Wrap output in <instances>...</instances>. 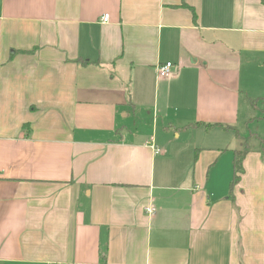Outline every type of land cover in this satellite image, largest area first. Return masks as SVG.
Returning a JSON list of instances; mask_svg holds the SVG:
<instances>
[{
	"label": "crops",
	"instance_id": "0c3cea01",
	"mask_svg": "<svg viewBox=\"0 0 264 264\" xmlns=\"http://www.w3.org/2000/svg\"><path fill=\"white\" fill-rule=\"evenodd\" d=\"M0 264H264V0H0Z\"/></svg>",
	"mask_w": 264,
	"mask_h": 264
},
{
	"label": "built area",
	"instance_id": "2783aa9c",
	"mask_svg": "<svg viewBox=\"0 0 264 264\" xmlns=\"http://www.w3.org/2000/svg\"><path fill=\"white\" fill-rule=\"evenodd\" d=\"M103 23H108L109 22V15L106 14L103 16V19H102ZM174 70V65L172 63H166L165 65H160L158 67V73H159V76L162 77V78H165V77H168L172 74ZM152 148L156 149L154 144H151ZM157 151V149H156ZM147 212H149V214L151 215H154L156 213V208L154 207H149L146 209Z\"/></svg>",
	"mask_w": 264,
	"mask_h": 264
},
{
	"label": "trees",
	"instance_id": "16d2710c",
	"mask_svg": "<svg viewBox=\"0 0 264 264\" xmlns=\"http://www.w3.org/2000/svg\"><path fill=\"white\" fill-rule=\"evenodd\" d=\"M245 154H246V152H243L242 154L240 153V157H238V159L236 161V174L234 177V183L239 180L238 173H242V161H243Z\"/></svg>",
	"mask_w": 264,
	"mask_h": 264
},
{
	"label": "rangeland",
	"instance_id": "374dc122",
	"mask_svg": "<svg viewBox=\"0 0 264 264\" xmlns=\"http://www.w3.org/2000/svg\"><path fill=\"white\" fill-rule=\"evenodd\" d=\"M258 124H256V123H254L252 126H251V132H256L257 131V129H258Z\"/></svg>",
	"mask_w": 264,
	"mask_h": 264
}]
</instances>
